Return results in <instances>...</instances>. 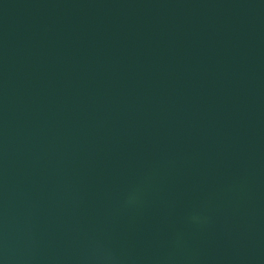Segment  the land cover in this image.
Returning a JSON list of instances; mask_svg holds the SVG:
<instances>
[{
    "label": "water",
    "instance_id": "1",
    "mask_svg": "<svg viewBox=\"0 0 264 264\" xmlns=\"http://www.w3.org/2000/svg\"><path fill=\"white\" fill-rule=\"evenodd\" d=\"M0 264H264V0H0Z\"/></svg>",
    "mask_w": 264,
    "mask_h": 264
}]
</instances>
